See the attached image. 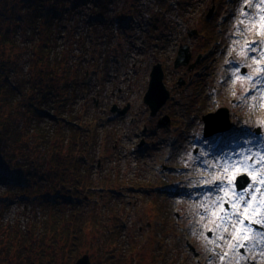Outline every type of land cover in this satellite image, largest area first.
<instances>
[{
  "label": "rangeland",
  "instance_id": "374dc122",
  "mask_svg": "<svg viewBox=\"0 0 264 264\" xmlns=\"http://www.w3.org/2000/svg\"><path fill=\"white\" fill-rule=\"evenodd\" d=\"M76 1L79 14L69 19L76 40L74 48L70 46V59L84 73L75 77L76 87L67 96L70 111L64 118L73 122L70 128L89 133V165L93 166L79 195L67 204L55 205L59 211L55 218L77 215L74 232H82L75 242L76 255L69 253L74 243L68 238V245L63 239L51 244V264H74L84 254L90 264H264V160L260 159L264 157V84L255 83L264 81V71H256L264 69L260 55L264 52V20L260 19L264 0H234L231 5L227 0H107L105 22L92 25L91 31L85 29L84 21L99 14L98 10L89 12L97 1ZM247 1L252 2V14L243 17ZM212 5L215 12L208 19ZM127 16L136 22L119 29L113 21ZM190 30L199 32L191 37V62L201 52L205 59L192 71L187 67L174 70L177 44L188 42ZM92 31L93 42L87 43L86 35ZM84 36L85 53L80 48ZM57 44L60 51L68 48L64 36ZM251 47L256 50L250 51ZM26 53L13 49L8 55L17 57L16 66L23 73L31 68ZM116 57L121 63L117 64ZM234 61L238 66H232ZM157 63L163 66L172 98L150 117L142 99ZM243 67L249 72L241 73ZM181 78L186 84L179 89ZM113 105L130 108L117 115L110 112ZM219 107L231 111L228 118L237 128L214 152L201 143V118ZM3 108L10 109L12 115L5 125L12 127L19 117L13 107ZM163 115L170 124L159 127ZM48 127L55 126L50 123ZM19 137L12 129L13 155L20 150ZM251 143L259 144V152ZM238 161L251 167H241ZM230 163L234 166L224 167ZM242 174L251 186L247 204L232 208L227 201L235 200V194L217 191L215 185L234 184ZM203 183V190L196 188ZM175 188L179 197L173 195ZM19 192L8 194L0 183V226L24 229L52 220L49 211L37 206L38 201L23 199ZM218 197L225 202L213 206ZM222 208L233 217L217 230ZM207 231L213 239L203 235ZM0 250H4L2 244Z\"/></svg>",
  "mask_w": 264,
  "mask_h": 264
},
{
  "label": "trees",
  "instance_id": "16d2710c",
  "mask_svg": "<svg viewBox=\"0 0 264 264\" xmlns=\"http://www.w3.org/2000/svg\"><path fill=\"white\" fill-rule=\"evenodd\" d=\"M96 1L91 12L98 10L96 13L105 15L107 0ZM76 5V0L75 4L73 0H0V183L8 194L17 189L23 199L38 201L37 206L52 216L41 227L1 225L0 245L4 250H0V264H51V244L57 239L67 245L66 238L73 241L69 253L76 255L75 242L82 232H74L77 215L55 218L59 214L55 205L67 204L79 195L87 185L88 169L93 166L89 165V133L83 135L79 129L70 128L73 122L64 118L70 111L66 108L70 104L67 96L76 87L75 77L84 73L79 63L75 65L70 59V46L76 40L69 19L73 20ZM93 35V31L86 35L88 42L86 36L82 37L80 48L84 53L86 42H93ZM63 36L68 48L60 51L57 41ZM13 49L27 52L31 68L25 73L16 66L17 57L8 56ZM4 105L13 107L19 117L12 127L5 125L12 114L10 109L5 111ZM50 123L55 126L51 130ZM12 129L20 134L17 155L10 152ZM67 131L72 135L68 136Z\"/></svg>",
  "mask_w": 264,
  "mask_h": 264
},
{
  "label": "water",
  "instance_id": "95a60500",
  "mask_svg": "<svg viewBox=\"0 0 264 264\" xmlns=\"http://www.w3.org/2000/svg\"><path fill=\"white\" fill-rule=\"evenodd\" d=\"M212 9L213 8H210L208 10L206 17H210L212 13ZM196 34H197L196 31H190L188 35L192 37ZM190 59H191V53L189 47L187 45L180 46L177 57L174 61L175 69L182 66H187ZM198 59L196 60L195 64L198 63ZM195 64L189 65L188 66L189 70L193 69L195 67ZM163 76L164 75L160 64L155 65L150 73L149 86L143 98L144 103L150 110L151 117L157 115L158 111L165 105V103L170 97L168 90L165 88L163 84ZM182 84L183 81L181 79L179 80L178 85L181 86ZM127 110H128V106H126L122 110H119L115 106H113L111 112L117 113L118 115H124L127 112ZM228 117L229 114L226 108H220L214 113L204 115L202 117V122L204 125V136L209 137L214 133L224 132L228 130L230 128ZM168 123H169V119L167 116L162 117L158 122L159 126H165L168 125ZM236 181L244 182L239 185L240 188L245 187L249 183V179L246 175L239 176L236 179ZM74 264H90L89 256L87 254L82 255L80 258H78L75 261Z\"/></svg>",
  "mask_w": 264,
  "mask_h": 264
},
{
  "label": "snow or ice",
  "instance_id": "6c2138e0",
  "mask_svg": "<svg viewBox=\"0 0 264 264\" xmlns=\"http://www.w3.org/2000/svg\"><path fill=\"white\" fill-rule=\"evenodd\" d=\"M262 19H264V16H262ZM243 23V21H241ZM250 51H255L256 49L254 47H251L249 48ZM261 56H264V52H261L260 53ZM235 71V69H234ZM256 71H264V69H256ZM255 83H262L264 84V81H256ZM261 160H264V157H260ZM240 163V166L241 167H248L250 168L251 166L250 165H247V164H244L242 162H239ZM234 165L233 164H226L224 165L225 168H231L233 167ZM264 182V181H262ZM207 183V182H205ZM244 183L243 181H236L235 184H233L232 182H229V184H226V185H221V184H217L215 185V189L217 191H224L225 193H228V192H233L235 194V200H230V201H227V203L232 207V208H236V206L243 202L245 205L247 204V201L245 200V197L247 195H249V188L251 187L250 185H246L245 187L243 188H240L239 185ZM239 189V190H237ZM225 201H223L221 198H217V200L214 202V205H221L224 203ZM222 212L223 214L219 217V222L216 224V229L219 230L221 227H225L227 226V221L229 219H232L233 217V213H230L226 210H224L222 208ZM236 221L233 220V223H235ZM261 223H264V221H261ZM219 238V237H218Z\"/></svg>",
  "mask_w": 264,
  "mask_h": 264
},
{
  "label": "bare ground",
  "instance_id": "6f19581e",
  "mask_svg": "<svg viewBox=\"0 0 264 264\" xmlns=\"http://www.w3.org/2000/svg\"><path fill=\"white\" fill-rule=\"evenodd\" d=\"M251 145H253V150H257V152H259V147H258L259 144L258 143H251ZM251 161H253V158L251 159Z\"/></svg>",
  "mask_w": 264,
  "mask_h": 264
},
{
  "label": "built area",
  "instance_id": "2783aa9c",
  "mask_svg": "<svg viewBox=\"0 0 264 264\" xmlns=\"http://www.w3.org/2000/svg\"><path fill=\"white\" fill-rule=\"evenodd\" d=\"M133 21V19L131 18H128V19H126V21H123V22H120V21H118V24H123V23H126L127 25H129L131 22Z\"/></svg>",
  "mask_w": 264,
  "mask_h": 264
},
{
  "label": "flooded vegetation",
  "instance_id": "af4514ba",
  "mask_svg": "<svg viewBox=\"0 0 264 264\" xmlns=\"http://www.w3.org/2000/svg\"><path fill=\"white\" fill-rule=\"evenodd\" d=\"M178 70H179V69H178ZM184 85H185V84H184ZM180 88H182V86H181ZM180 88H179V89H180Z\"/></svg>",
  "mask_w": 264,
  "mask_h": 264
}]
</instances>
